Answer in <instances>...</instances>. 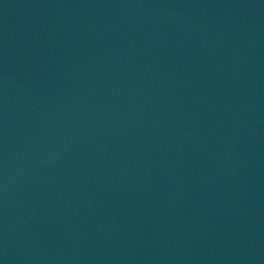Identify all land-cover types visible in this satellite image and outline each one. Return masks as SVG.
Listing matches in <instances>:
<instances>
[{"label":"water","instance_id":"1","mask_svg":"<svg viewBox=\"0 0 264 264\" xmlns=\"http://www.w3.org/2000/svg\"><path fill=\"white\" fill-rule=\"evenodd\" d=\"M0 264H264V0H0Z\"/></svg>","mask_w":264,"mask_h":264}]
</instances>
